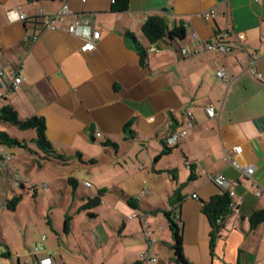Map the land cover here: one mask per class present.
Returning <instances> with one entry per match:
<instances>
[{
  "label": "crops",
  "instance_id": "crops-1",
  "mask_svg": "<svg viewBox=\"0 0 264 264\" xmlns=\"http://www.w3.org/2000/svg\"><path fill=\"white\" fill-rule=\"evenodd\" d=\"M114 1L70 0L71 14L53 32L43 28L41 15L58 13L61 0H0V83L10 86L21 64L24 79L0 98V112L11 105L22 119L44 118L53 147L88 168L85 183L91 187L84 186L96 191L80 196L82 233L75 241L62 237L66 250L52 257L57 264H180L164 215L176 212L189 264H264V222L251 224L253 214L264 211V196L257 195L264 191V0H130L125 12H114ZM14 7H21L26 21L9 18ZM211 11L214 18L206 19ZM155 15L168 19L171 28L183 25L186 38L151 45L142 26ZM92 16L101 39L95 51L82 52L83 41L67 30ZM221 33L243 34V45L229 38L231 53L203 50ZM255 54L257 74L239 63ZM222 68L229 83L217 78ZM208 107L218 112L216 118L208 117ZM190 119L195 126L189 135L156 160L165 150L163 138ZM31 134L20 140H33ZM105 142L118 150L104 148ZM238 146L239 163L254 167L244 181L226 161ZM210 175L237 182L226 190L234 195L220 228L203 210L221 192ZM179 189L181 198L175 195ZM101 191V204L83 210ZM133 198L136 208L129 205ZM22 247L27 250L13 254L0 239V250L11 255L2 264H38L49 256L46 244L37 256L27 244ZM148 251L156 262L144 260Z\"/></svg>",
  "mask_w": 264,
  "mask_h": 264
},
{
  "label": "rangeland",
  "instance_id": "rangeland-1",
  "mask_svg": "<svg viewBox=\"0 0 264 264\" xmlns=\"http://www.w3.org/2000/svg\"><path fill=\"white\" fill-rule=\"evenodd\" d=\"M2 125L0 132L13 138L22 139L31 136V133L36 135L35 131L24 132L7 123ZM23 141L31 146L33 153L19 148H6L8 152L13 150V160L9 166L12 170H20L17 174L23 181L24 189L20 186L14 188L11 180L5 177L0 182V239L6 241L15 254L27 250L22 247L23 243L34 250L36 243L39 241L40 244L41 237L46 234L49 238L45 242L48 246L46 255H54L55 250H66L62 242L64 237L67 240L69 236L75 241L82 233L79 219L86 218V213H79V199L81 195L96 194V191L84 186L89 177L88 168L79 164L78 160L66 166L57 161H46L43 159L44 154L37 150L30 139ZM69 178L76 179L75 189L68 182ZM16 195L22 196V200L15 211L4 209V203ZM66 223L71 232L63 234Z\"/></svg>",
  "mask_w": 264,
  "mask_h": 264
},
{
  "label": "trees",
  "instance_id": "trees-1",
  "mask_svg": "<svg viewBox=\"0 0 264 264\" xmlns=\"http://www.w3.org/2000/svg\"><path fill=\"white\" fill-rule=\"evenodd\" d=\"M36 1V0H32ZM130 0H115L113 4L114 12H125L129 9ZM142 33L148 42L151 45H154L160 41H182L186 38V30L183 25L178 27L171 28L169 25L168 19L161 15L150 16L142 26ZM126 37L136 41L135 36L132 33H127ZM142 50L143 60L147 57L146 52ZM0 121L4 123H8L20 131H35L36 137L31 140V143L35 145L37 150L44 154V160L46 161H57L59 164L66 166L72 160L71 157L66 155L65 153H59L49 141L47 137V127L44 118L42 117H31L27 119H22L19 117V114L15 111V109L11 105H6L0 112ZM130 125H127L126 129H128ZM104 148L111 147L114 150H118V145L105 142L102 144ZM165 145V144H164ZM177 147V146H176ZM0 148L6 149H15L19 148L22 150H26L27 152L33 153L29 144L23 140L13 138L7 133L0 132ZM173 148H169L165 145V150L161 152V154L156 158L159 160L162 156L168 155ZM12 157L11 154H3L0 152V180L7 178L11 180V172L10 170V162L6 160V157ZM77 159L81 156L79 153L75 155ZM191 175L190 180H194L195 175V167L190 165ZM3 176V177H1ZM68 182L74 186V189L77 187V181L74 178H69ZM24 189L23 184L20 186ZM181 190H177L175 195L180 196ZM105 192L101 191L98 195L93 198H88L87 203L83 207V210L93 209L101 204L102 197ZM22 200V196L16 195L11 200H7L3 206L7 208L9 211H15L18 204ZM181 200V199H179ZM136 198L129 200V205L131 207L136 208ZM232 205V197L229 191H221L219 194L214 196L210 201L204 204L203 210L210 217L213 224L220 228L221 225L217 224V220L221 217L223 218L228 212ZM164 215L167 218L169 223V229L172 236L173 243L171 244V249L174 252L176 261L180 264H189L183 254V236L182 231L179 225L174 221V216H177L176 212H164ZM264 222V211H257L253 214L251 218L252 227L255 228L261 223ZM69 228L67 223L64 226V232H68ZM11 256L10 253L5 252L3 254L2 260Z\"/></svg>",
  "mask_w": 264,
  "mask_h": 264
},
{
  "label": "built area",
  "instance_id": "built-area-1",
  "mask_svg": "<svg viewBox=\"0 0 264 264\" xmlns=\"http://www.w3.org/2000/svg\"><path fill=\"white\" fill-rule=\"evenodd\" d=\"M2 4L0 3V7ZM8 16L12 21H26L27 16L21 12V7H14L10 10H8ZM71 14V7H70V0H61V8L58 13L52 14V15H41L42 17V26L44 29L49 31H57V24L62 20V18L66 15ZM215 15L214 11H211L209 13H206L204 17L206 19H213ZM67 33L69 35H72L74 37H77L83 41V45L81 47L82 52H91L95 51L97 48V42L101 39V33L99 30L95 28V19L94 17H88L85 19H77L73 24H71L68 27ZM194 38L198 42H202L201 38L194 34ZM229 38H235L236 41L241 43L243 45V42L245 40V37L243 34H235V33H221L219 34L213 41H209L207 43H204L203 50L209 51V52H217V53H231L233 48L231 44L227 41ZM38 37H35V40H37ZM153 51V50H152ZM2 56V52L0 50V57ZM260 60L259 55H249L248 58L242 57L239 60V63L243 67H248L251 69L253 74H257V64ZM22 65V64H21ZM20 65V66H21ZM16 68L12 71V76L14 77L12 83L7 88L5 85L1 82L0 83V98H3L5 94L15 92L17 89L20 88V86L23 84L24 79L21 74V67ZM4 73L0 69V78L3 77ZM217 78L225 83H229V79L227 77L225 69H219L217 71ZM207 115L209 118H216L218 116V112L213 107H208L206 109ZM153 120V119H151ZM195 126V121L193 119H190L186 124L184 128H181L179 130H174L167 134L163 138V143L169 147L173 148L179 145L188 135L190 130H192ZM100 136V134H98ZM243 148L242 146L235 147L234 149L228 151L226 153V161L235 167L236 169L240 170L244 181L247 178H251L254 173V167L253 166H242L239 161L238 157L242 154ZM6 160L11 162L13 160L12 157L8 156L6 157ZM209 178L221 189V191H226L227 188L231 187L232 185H236L237 182H230L222 175H210ZM11 182L12 186L14 188H17L23 184V181L20 180L18 175L15 172H11ZM43 187L45 185H42ZM86 187H91L90 183H85ZM231 197L234 195L233 192H230ZM258 196H264V191L258 192ZM140 199V197H137ZM194 198L197 199V195H194ZM5 209V206H3ZM217 224H222V218L220 217L217 220ZM47 240V236L43 235L41 237L40 244L36 245L34 250L31 252L33 256H37L42 248L45 246V242ZM154 242L152 240L150 243ZM5 252L0 250V264H2V257ZM20 255L17 254V257ZM143 258L145 261H151L156 262L157 259L152 255L150 251L146 252L143 255ZM38 264H57L52 257V255H49L47 258L37 260Z\"/></svg>",
  "mask_w": 264,
  "mask_h": 264
},
{
  "label": "water",
  "instance_id": "water-1",
  "mask_svg": "<svg viewBox=\"0 0 264 264\" xmlns=\"http://www.w3.org/2000/svg\"><path fill=\"white\" fill-rule=\"evenodd\" d=\"M203 204V202H201Z\"/></svg>",
  "mask_w": 264,
  "mask_h": 264
}]
</instances>
